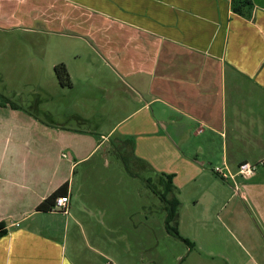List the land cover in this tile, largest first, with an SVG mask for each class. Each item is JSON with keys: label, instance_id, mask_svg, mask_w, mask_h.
<instances>
[{"label": "crops", "instance_id": "crops-1", "mask_svg": "<svg viewBox=\"0 0 264 264\" xmlns=\"http://www.w3.org/2000/svg\"><path fill=\"white\" fill-rule=\"evenodd\" d=\"M240 1L0 0L5 34L23 40L41 33L69 36V67L60 64L72 87L79 82L92 90L69 106L71 118L86 127L77 129L42 127L32 109L23 112L0 98V225L5 229L0 264H105V259L123 264L122 252L132 256L120 248L113 225L101 237L91 232L92 239L86 238L90 225H69L76 200L72 174L87 156L62 159L60 146L84 149L91 127L110 128V135L136 115L129 131L163 134L166 157L180 153L182 167L192 165L183 149L193 137L201 138L198 151L221 150L217 164L232 174L242 163L256 165L252 176H236L239 189L212 167L214 188L198 196L210 194L212 215L236 228L231 233L246 257L264 264V0H249L252 6L244 14L234 11ZM27 45L40 53L39 42ZM84 49L100 59L93 82L84 77V65L73 63ZM80 101L97 109L96 115L75 113ZM156 104L161 106L155 113ZM90 117L95 118L91 125ZM93 143L94 149L100 145ZM65 184L67 213L37 211Z\"/></svg>", "mask_w": 264, "mask_h": 264}, {"label": "rangeland", "instance_id": "rangeland-1", "mask_svg": "<svg viewBox=\"0 0 264 264\" xmlns=\"http://www.w3.org/2000/svg\"><path fill=\"white\" fill-rule=\"evenodd\" d=\"M22 37L0 31V98L10 100L11 105L18 106L23 112L32 109L33 116L42 127L68 129L70 125L74 129L86 128L78 117L71 118L69 106L78 103L76 99L79 95L92 90L84 88L79 82L75 87L63 86L52 66L53 63H64L69 67V36L41 33L35 38L26 37L23 40ZM28 41L39 42L40 53L29 50ZM73 46L80 50L77 44ZM73 63L80 69L84 65V77L89 76L92 81L99 69L100 59L98 54L84 49ZM30 99L34 101L27 102ZM93 100L89 102L95 103ZM121 100L127 102L125 98ZM83 102H79L81 106L79 110H74L75 113L96 115L97 109L87 101L83 106ZM160 106H154L155 113L159 112ZM138 119L137 115L125 119L110 135V128L98 131V128L91 127L92 133L88 135L91 137L90 144L84 149L77 151L67 145L60 146L62 159L87 156L76 165L75 174H72L76 200L69 225H90L86 235L90 239L91 232L101 237L103 229L113 225L111 227L116 230V236H111L118 238L120 233V248L132 252V256H122L121 253L123 264H254L242 252L235 239L237 235L231 233L236 228L231 230L232 225L219 223L212 215L208 199L210 194L198 196L201 190L209 192L214 188L212 167L215 166L213 172L216 167L225 168L217 164L222 151H198L195 145L201 138L193 137V140H187L189 143L183 149L192 165L182 167L180 153L176 156L170 153L169 158L166 157L163 134L140 135L129 131ZM94 120L89 118L90 125ZM1 122L0 118V125ZM60 131L66 133L65 130ZM218 139L215 138L214 145ZM93 140H99L100 145L96 149ZM73 143L77 144L76 141ZM136 157L146 161L148 166L136 164ZM138 171L144 178H155L158 173L176 174L174 183L182 202L179 232L194 246L168 233L165 212L159 199L141 177L132 176V172ZM110 249L111 246L105 245L106 254H111ZM105 264L116 263L105 259Z\"/></svg>", "mask_w": 264, "mask_h": 264}, {"label": "trees", "instance_id": "trees-1", "mask_svg": "<svg viewBox=\"0 0 264 264\" xmlns=\"http://www.w3.org/2000/svg\"><path fill=\"white\" fill-rule=\"evenodd\" d=\"M251 6L252 4L249 0H241L240 3L235 2L234 11L236 13L244 14V11L250 9ZM55 72L63 86H72L69 73L64 64L57 65L55 67ZM135 162L142 167L148 166L146 161L138 157H136ZM132 176L141 177L146 182V186L151 189L153 194L159 199L165 212V225L168 233L180 239L184 243L194 246L192 242L182 237L179 232V218L182 203L178 198V189L174 183L175 174L158 173L154 176L155 178H144L142 177L140 171H138L136 173L132 172ZM67 188L68 184H65L60 189L55 191L37 207V211L50 212L55 204L56 199L66 195ZM4 233L5 229L3 225H0V236H2Z\"/></svg>", "mask_w": 264, "mask_h": 264}, {"label": "built area", "instance_id": "built-area-1", "mask_svg": "<svg viewBox=\"0 0 264 264\" xmlns=\"http://www.w3.org/2000/svg\"><path fill=\"white\" fill-rule=\"evenodd\" d=\"M256 172V165L251 163H242L238 167L236 174H232L227 168L216 167L214 173L219 175L224 180L232 179L235 182L237 189H239V184L236 182V176L250 177ZM69 197L62 196L56 199L55 204L51 211L67 213L69 205Z\"/></svg>", "mask_w": 264, "mask_h": 264}]
</instances>
